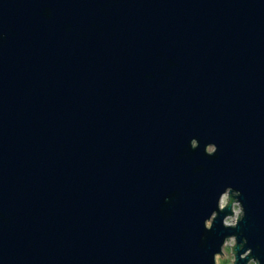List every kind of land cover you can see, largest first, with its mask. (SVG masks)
<instances>
[{
	"label": "water",
	"instance_id": "water-1",
	"mask_svg": "<svg viewBox=\"0 0 264 264\" xmlns=\"http://www.w3.org/2000/svg\"><path fill=\"white\" fill-rule=\"evenodd\" d=\"M226 186L245 218L205 231ZM229 235L264 264V0H0V264H212Z\"/></svg>",
	"mask_w": 264,
	"mask_h": 264
},
{
	"label": "clouds",
	"instance_id": "clouds-1",
	"mask_svg": "<svg viewBox=\"0 0 264 264\" xmlns=\"http://www.w3.org/2000/svg\"><path fill=\"white\" fill-rule=\"evenodd\" d=\"M190 147L192 150H196L199 147L198 141L192 139ZM204 151L207 156L212 157L216 154L218 148L215 144L209 143L205 146ZM241 195L240 191L234 190L231 186H226L218 195L215 210L211 212L209 218L205 219L203 223L204 230H213L214 223L220 213H230L224 215L222 219V225L225 229H237L246 215L240 200ZM247 243V239L241 242L236 235L225 237L219 251L213 254L212 264H242V262L244 264H261V261L253 255L251 248L244 251Z\"/></svg>",
	"mask_w": 264,
	"mask_h": 264
}]
</instances>
